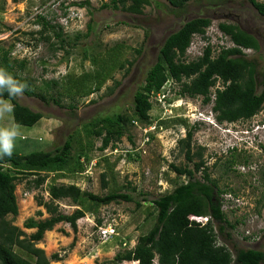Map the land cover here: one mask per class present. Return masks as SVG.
Masks as SVG:
<instances>
[{
  "label": "rangeland",
  "instance_id": "374dc122",
  "mask_svg": "<svg viewBox=\"0 0 264 264\" xmlns=\"http://www.w3.org/2000/svg\"><path fill=\"white\" fill-rule=\"evenodd\" d=\"M84 1L0 0V3L3 2L0 47L4 51L10 50L13 61L25 63L23 71L18 73L34 79L36 92L55 98L63 93L61 101L67 105L71 100L66 97L63 87L68 75L80 76L94 70L91 59L95 56L102 61V65L104 62L109 66L115 65L113 79L107 80L100 91L76 102L74 100L77 105L75 111L44 104L24 95L17 97L20 104L41 112L43 118L33 127L21 126L13 152L51 151L75 133L79 134L84 144L88 139L84 137L83 125L93 118L116 113L130 114L133 95L156 62L164 40L183 23L194 18H208L211 23L204 37H193L186 53L187 61L200 56L207 44L212 46L214 55L220 47H232L218 25L234 24L257 39L259 51L244 50V54L247 59L257 63L258 72L264 71V18L247 1H191L185 8L176 9L166 0H150V5L144 7L140 15L101 9L102 3H108V0H88L90 5L83 7L74 5ZM39 16L54 28L43 30L37 21ZM58 32L62 33V38L55 36ZM61 39L64 40L62 44ZM107 53L115 55L114 62ZM120 65L123 67L120 68ZM53 81L57 82L56 86L51 83ZM115 81L119 83L116 87ZM46 82L48 89L44 86ZM216 86H221L220 82ZM110 88H113L112 93ZM179 89V84L170 81L162 95L151 98L149 115L152 124L148 127L136 123L129 127L127 135L132 137V142L125 134L115 148L109 146L101 152L95 149L100 147V141L92 139L95 147L89 153L90 161L83 173L64 178L49 175L38 189L33 188L31 176L17 184L18 215L7 216V220L21 228L27 236L33 234L35 230L25 229L24 223L30 218L42 220L49 217L44 208L37 206L36 198L49 201L47 190L51 183L75 184L83 191L101 196L117 189L131 192L129 183L141 188L143 165L134 154L141 152L144 161L151 157L146 151H141L150 142L148 133H154L160 161L157 188L146 199L149 201L155 194L171 192L174 182L180 183L184 178H178L171 172L169 165L193 168L192 163L186 164L184 156L177 149V141L185 137L187 129L176 120L184 118L190 127H195L192 131L193 152L199 147L203 148L208 173L226 191L221 197L226 206L224 213L234 227L229 230L231 244L241 249L264 252V104L263 109L250 120L219 123L211 111L212 103L204 104L201 97L192 99L180 96ZM260 90L258 88V92ZM160 120L173 122L156 129V122ZM12 126V115H5L0 120V127ZM22 136L26 139H22ZM233 158L236 163L227 170L226 164ZM101 174L107 175L105 188ZM195 176L200 178V173ZM54 204L66 215L80 208L67 199L55 201ZM146 206L145 202L142 208L135 209L134 203L122 201L101 206L95 214L86 212L84 217L78 219L75 231L64 222L55 225L51 231L44 233L43 239L35 247L42 249L49 259L59 254L61 260L50 259L51 264H117L114 257L132 250L138 238L147 234L154 225L155 215H149L152 209ZM38 211L42 212V216L37 215ZM97 220H101V224L98 225ZM100 226L112 227L116 235L103 241L99 234ZM73 241L75 243L70 248ZM14 250L18 251L17 248ZM156 260L153 264H157Z\"/></svg>",
  "mask_w": 264,
  "mask_h": 264
},
{
  "label": "trees",
  "instance_id": "16d2710c",
  "mask_svg": "<svg viewBox=\"0 0 264 264\" xmlns=\"http://www.w3.org/2000/svg\"><path fill=\"white\" fill-rule=\"evenodd\" d=\"M101 1V0H100ZM103 2L101 9L122 10L135 15H140L144 7L150 5V0H108ZM173 8L183 9L191 1H206L208 3H222L230 0H166ZM247 1L257 13L264 18V2L257 0ZM89 6L88 0L79 4ZM3 2L0 3V12ZM43 30L53 29L49 21L41 16L37 17ZM211 21L208 18H194L183 23L175 32L164 40L156 62L147 71L143 84L138 87L133 95L131 113H116L93 118L83 125L84 137L88 139L82 143L78 133L70 135L62 145L51 151H34L27 154L13 152L0 159V264H51L60 261L59 254L46 257L42 249L35 244L43 239L44 233L51 231L59 223H67L75 231L76 221L84 217L86 212L95 214L101 206L110 203H134L135 209L146 207L152 209L149 215H155V222L149 232L138 238L132 250L118 253L114 263L137 262V264H153L154 259L158 264H264V252L255 249H241L231 244V232L234 227L228 221L222 210L223 199L226 191L218 186L205 167L203 148L192 150V131L187 120L177 118L176 122L182 125L187 132L184 138L177 141V149L184 156L186 164L192 163V169L187 165H169V170L183 177L180 183L174 182L171 192L155 194L152 200L147 201V195L153 194L157 188L158 164L160 151L154 133H148L144 150L149 155L147 161L143 160L141 152L134 154L142 162L141 188L130 186L131 192H122L121 189L113 190L103 196L81 190L75 184H54L48 187L49 201L36 198L37 206L44 208L49 217L42 220L28 219L24 223L25 229H34L35 232L27 236L25 232L7 220V216L18 215V204L15 195L17 184L33 177V188L38 189L44 184L49 175L64 178V176L80 174L85 171L90 161L89 153L94 149L92 139L100 141L98 151H105L109 146L113 149L116 143L126 134L128 128L136 123L151 126L152 120L149 112L152 109L151 98L162 95L168 82L180 85L179 95L188 98H202L204 104L212 103V111L219 123H235L247 121L257 115L264 104V71L258 72L257 63L249 60L244 50L259 51L257 39L241 30L237 25L221 23L219 31L232 43V47H220L214 55L213 48L207 44L202 54L197 58L187 61L186 53L194 36L204 37ZM91 29V27H90ZM57 38H62V33H55ZM43 40L48 38L42 37ZM61 44L64 40H60ZM110 53V52H109ZM108 54L114 62L115 55ZM97 56L91 59L94 70L84 72L80 76L68 75L63 89L71 100L64 105L61 101L63 93L52 97L34 89V79L23 77L18 71L25 68L24 62L13 61L10 50L0 47V67L12 75L19 83L28 87L24 96L36 98L44 104H53L59 108L76 110V101L100 91L103 84L112 78L115 65L104 62L102 65ZM108 57V58H109ZM120 68L123 65L119 66ZM220 82L221 86H217ZM54 86L57 82H51ZM45 89L49 88L48 82L44 83ZM119 85L115 81V86ZM258 88H261L258 92ZM42 90V89H41ZM110 93L113 88H110ZM47 93V92H46ZM213 94V95H212ZM213 97V98H211ZM4 99L15 106L12 113L14 124L33 127L42 118L41 112L33 111L20 104L17 97L9 98L5 92ZM75 100V102H74ZM173 121L160 120L155 128H159ZM154 123V122H153ZM164 127V126H163ZM166 127V126H165ZM130 142L132 137L127 135ZM235 149V148H234ZM145 152V153H146ZM130 156V153H128ZM236 160H228L227 170ZM111 171V170H110ZM200 173V178L196 174ZM106 174H101L102 186H107ZM30 184V183H29ZM152 189V191H150ZM141 198V199H139ZM67 199L80 207L71 215L62 214L55 201ZM42 216V212H37ZM191 216L209 217L204 226L190 221ZM101 224V220H97ZM72 242L71 247L74 245ZM231 244V248L229 246ZM14 248H17L16 252Z\"/></svg>",
  "mask_w": 264,
  "mask_h": 264
},
{
  "label": "clouds",
  "instance_id": "9594fccd",
  "mask_svg": "<svg viewBox=\"0 0 264 264\" xmlns=\"http://www.w3.org/2000/svg\"><path fill=\"white\" fill-rule=\"evenodd\" d=\"M27 87L26 84L19 83L12 75L8 74L3 68H0V120H2L5 115H11L15 110V106L10 102V99L6 100L3 98L4 93L6 92L9 98L23 96ZM20 128L21 125L19 124H14L12 127H0V159L5 156L9 158L12 156L15 147V140L20 135ZM234 148L235 147L232 149ZM205 218L208 219L206 222L207 224L209 217ZM127 263L128 262L125 264ZM130 263L134 264V262Z\"/></svg>",
  "mask_w": 264,
  "mask_h": 264
},
{
  "label": "built area",
  "instance_id": "2783aa9c",
  "mask_svg": "<svg viewBox=\"0 0 264 264\" xmlns=\"http://www.w3.org/2000/svg\"><path fill=\"white\" fill-rule=\"evenodd\" d=\"M226 209V206L225 204L222 205V210L225 211ZM207 218L205 217H199V216H191L190 217V221H193L197 224H199L200 226H203L206 224L207 222ZM99 234H100V238L103 240V241H107L109 240L110 238H112L113 235H116V232H115V229H113L112 227H102L100 226L99 228ZM125 264V263H123Z\"/></svg>",
  "mask_w": 264,
  "mask_h": 264
},
{
  "label": "crops",
  "instance_id": "0c3cea01",
  "mask_svg": "<svg viewBox=\"0 0 264 264\" xmlns=\"http://www.w3.org/2000/svg\"><path fill=\"white\" fill-rule=\"evenodd\" d=\"M21 138L24 139V140L26 139L25 136H22Z\"/></svg>",
  "mask_w": 264,
  "mask_h": 264
}]
</instances>
